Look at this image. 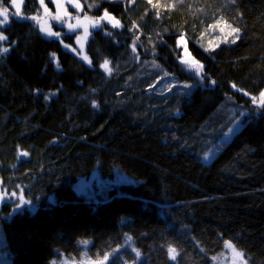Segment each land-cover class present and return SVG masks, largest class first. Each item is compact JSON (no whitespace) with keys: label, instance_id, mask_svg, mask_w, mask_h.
<instances>
[{"label":"trees","instance_id":"obj_1","mask_svg":"<svg viewBox=\"0 0 264 264\" xmlns=\"http://www.w3.org/2000/svg\"><path fill=\"white\" fill-rule=\"evenodd\" d=\"M81 1L121 23L94 29L88 61L63 46L74 34H43L40 0L21 14L0 0V181L37 205L0 207L10 262L216 264L229 242L264 264V0ZM94 170L135 182L85 196L74 185Z\"/></svg>","mask_w":264,"mask_h":264},{"label":"rangeland","instance_id":"obj_2","mask_svg":"<svg viewBox=\"0 0 264 264\" xmlns=\"http://www.w3.org/2000/svg\"><path fill=\"white\" fill-rule=\"evenodd\" d=\"M51 1H52V6L46 3L45 1L43 2V4H41L43 8V13H42L43 15L38 18L36 17V21L39 28L46 36L59 38L61 40H63L62 35L64 34L67 33L74 34L75 35L74 45L67 44L64 40L62 44L65 48L70 49L72 52L78 54L83 59L87 57V54L85 52L86 44L91 38L94 29L103 26V24L105 23L121 26L120 21L114 15L108 12H107L108 14L107 16H105L106 12H103L102 15L97 17H93L85 13L84 5L81 0H51ZM16 2L20 5V8H19V12L17 13V10L14 6L15 12L17 14H21L23 0H16ZM77 3L80 5L79 8L75 7V4ZM45 9H47V11H45ZM57 16H59V19L55 18ZM0 19H3V17H0ZM117 21L119 22L118 24H116ZM49 33H58V35H51ZM182 37L186 43H181ZM182 37L178 39V45L181 47L182 62L184 60H189V61H191V59L196 60L192 56L188 48L187 39L184 36ZM220 37L221 39L225 38L222 34L220 35ZM185 47H187V52L191 54L190 57L185 53ZM88 58L89 57H87V59ZM184 64L188 67L187 70H189L195 76H199L200 81H202V70L198 74L195 67H190V64L187 63ZM253 97L259 98V94L252 96V98ZM254 104L257 106H262L258 103H254ZM242 126L243 124L240 121L236 122L233 125V127L230 129V131H228L227 134H225L223 140L229 141L233 137V135L242 128ZM213 151L216 152V149H214ZM212 159L213 157L210 159H206V161L210 162ZM134 182L135 179L133 177L128 176L127 174L121 172L120 170L115 171V176L113 178L103 177L97 170H94L88 176L80 177L76 181L74 187L79 193H82L85 196L95 197L101 195L103 192L105 193L106 189L111 188L114 185H118L122 183H134ZM4 202H13L14 203L13 209L28 208L30 210H35V208L37 207L35 202L31 201L30 199H27L21 192L8 191L5 188H3L2 183L0 181V207ZM2 240H3V234L0 226V264H12L9 260V257L6 255V250L1 248V246L3 245ZM214 260L216 264H247L245 257H243L242 255V257L237 258L234 255L232 248H229V251H227V253H222L219 256H216ZM103 263L104 262L102 261H94V260H84L80 262H74L69 258L63 256L59 258L57 261H55L53 264H103Z\"/></svg>","mask_w":264,"mask_h":264},{"label":"snow or ice","instance_id":"obj_3","mask_svg":"<svg viewBox=\"0 0 264 264\" xmlns=\"http://www.w3.org/2000/svg\"><path fill=\"white\" fill-rule=\"evenodd\" d=\"M44 0H41V4H43ZM149 2H151V0H149ZM12 4L15 6L16 10H17V13L19 12V8H20V5L16 2V0H12ZM75 7L79 8L80 5L77 3L75 4ZM45 11H47V9H45ZM8 12H9V9L7 7H3L2 5H0V17H3V19H0V25H3L5 23H7L8 19H9V15H8ZM107 12L105 13V16H107ZM56 19H59V16L55 17ZM32 19H36V17H32ZM103 19V18H101ZM119 22L117 21L116 24H118ZM221 22L218 21L217 22V25H214L213 27H216V26H219ZM230 27V26H229ZM43 30V29H42ZM221 31H223V29H221ZM231 32L232 33H238L239 32V29L238 28H232L231 29ZM51 35H58V33H49ZM238 38V37H237ZM4 40H7V37L4 36L3 34H0V41H4ZM233 43H235V40L232 41ZM181 43H186L184 40H183V37L181 38ZM8 51V48H0V52H7ZM185 53L190 57L191 54L187 52V47H185ZM85 59H87V57H85ZM183 63H187V64H190V67H195L197 73L199 74V72L202 70L203 66L199 64L198 61L194 60V59H191V61L189 60H184ZM101 67H103L106 71L108 72H111V68H109V61L105 60L104 64L101 65ZM214 83V82H213ZM233 87H236L235 85H233ZM245 95H247V93H245ZM253 100V103H258L262 106H264V91L260 92L259 94V98L257 97H253L252 98ZM25 155H27V153H25ZM129 239H131L129 237ZM86 243V242H84ZM226 246L229 247V248H232L233 252H234V255L239 258V257H242V253L237 251L235 249V247L229 243V242H226ZM133 251H136V254L137 256H139V251L137 249H133ZM168 253L171 257V259L175 260L176 259V255H177V249L172 247V246H169L168 248ZM105 260H107V256L104 257Z\"/></svg>","mask_w":264,"mask_h":264}]
</instances>
